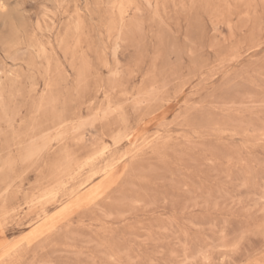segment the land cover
Wrapping results in <instances>:
<instances>
[{"label": "rangeland", "instance_id": "rangeland-1", "mask_svg": "<svg viewBox=\"0 0 264 264\" xmlns=\"http://www.w3.org/2000/svg\"><path fill=\"white\" fill-rule=\"evenodd\" d=\"M0 7V264H264V0Z\"/></svg>", "mask_w": 264, "mask_h": 264}, {"label": "bare ground", "instance_id": "bare-ground-1", "mask_svg": "<svg viewBox=\"0 0 264 264\" xmlns=\"http://www.w3.org/2000/svg\"><path fill=\"white\" fill-rule=\"evenodd\" d=\"M112 2H113V0H112ZM2 8L4 9V5H2ZM0 9H1V7H0ZM3 9H2V10H3ZM2 10H0V11H2ZM3 11L6 12L5 10H3ZM3 11H2V13H3ZM127 12H128V8H127V6L124 5L123 2H121L120 5H119V7H118V16H119V19H120L121 21L125 18ZM128 14H129V13H128ZM128 14H127V15H128ZM36 33H37V32H36ZM33 35H34V33H33ZM39 35H40V34H39ZM32 37H35V36H32ZM38 40H40V39H38ZM28 43H29L30 46L37 48V49H38L39 51H41L42 53L46 51V47H45V46H43L42 44L38 43L37 41H34L33 39H30V38H29V39H28ZM43 44H44V43H43ZM1 75H2V73H1V71H0V78H1ZM57 128H59V127H57ZM21 144H22V141L19 143V145H21ZM6 149H7V148H6ZM103 151H104V150H103ZM96 155H97L96 153H94L93 155H90V156L87 158V162H86V164H88L89 162H91V161L95 158ZM34 157H35V152H31L27 159L31 160V159H33ZM10 158H11V157H10ZM125 158H126V157H125ZM16 160H17V158H15V159L12 160V161H16ZM121 163H122V162H121ZM89 180H90V178L87 179V181H89ZM90 181H91V180H90ZM85 183H86V182H85ZM8 189H9V185L6 186V187L4 188L3 191H7Z\"/></svg>", "mask_w": 264, "mask_h": 264}]
</instances>
